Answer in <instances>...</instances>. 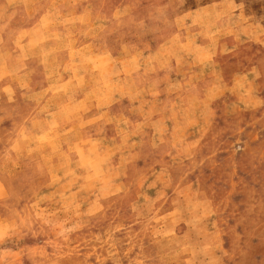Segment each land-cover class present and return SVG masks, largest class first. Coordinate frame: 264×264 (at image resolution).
Returning <instances> with one entry per match:
<instances>
[{
	"label": "rangeland",
	"instance_id": "rangeland-1",
	"mask_svg": "<svg viewBox=\"0 0 264 264\" xmlns=\"http://www.w3.org/2000/svg\"><path fill=\"white\" fill-rule=\"evenodd\" d=\"M0 264H264V0H0Z\"/></svg>",
	"mask_w": 264,
	"mask_h": 264
},
{
	"label": "crops",
	"instance_id": "crops-1",
	"mask_svg": "<svg viewBox=\"0 0 264 264\" xmlns=\"http://www.w3.org/2000/svg\"><path fill=\"white\" fill-rule=\"evenodd\" d=\"M49 20H55V18H53V14L50 12H44L43 14H41L39 22L35 26H33L32 28H28V29H20L18 31L20 33H25V35L28 36L27 37L28 39L24 42L25 46L28 44V41L30 39V34H32L33 32L37 31V33H48V31H51L55 28V27H48V24H50ZM16 51H18V49H16ZM56 112L57 110H55V112L53 113H56Z\"/></svg>",
	"mask_w": 264,
	"mask_h": 264
}]
</instances>
